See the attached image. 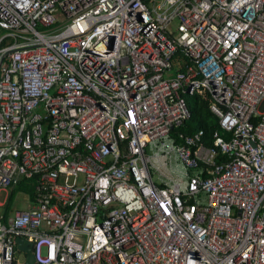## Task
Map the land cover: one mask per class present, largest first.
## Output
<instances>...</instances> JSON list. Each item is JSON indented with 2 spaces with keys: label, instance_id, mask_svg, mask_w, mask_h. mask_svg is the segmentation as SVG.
<instances>
[{
  "label": "built area",
  "instance_id": "built-area-1",
  "mask_svg": "<svg viewBox=\"0 0 264 264\" xmlns=\"http://www.w3.org/2000/svg\"><path fill=\"white\" fill-rule=\"evenodd\" d=\"M197 94L212 146L172 135ZM18 238L36 264H264V0H0V264Z\"/></svg>",
  "mask_w": 264,
  "mask_h": 264
},
{
  "label": "trees",
  "instance_id": "trees-1",
  "mask_svg": "<svg viewBox=\"0 0 264 264\" xmlns=\"http://www.w3.org/2000/svg\"><path fill=\"white\" fill-rule=\"evenodd\" d=\"M188 103L192 118L183 127L173 130V137H176L178 143H180L182 142L181 135H195L199 131H203V142L208 146H212L214 134L217 131L219 132L220 128L218 119L211 112L210 97L208 95L197 94L193 97H188ZM21 189L29 190L25 186H22ZM29 193L33 195V190H30Z\"/></svg>",
  "mask_w": 264,
  "mask_h": 264
},
{
  "label": "water",
  "instance_id": "water-1",
  "mask_svg": "<svg viewBox=\"0 0 264 264\" xmlns=\"http://www.w3.org/2000/svg\"><path fill=\"white\" fill-rule=\"evenodd\" d=\"M18 250L26 255L25 264H36V256L34 254V246L23 238L17 239Z\"/></svg>",
  "mask_w": 264,
  "mask_h": 264
},
{
  "label": "rangeland",
  "instance_id": "rangeland-1",
  "mask_svg": "<svg viewBox=\"0 0 264 264\" xmlns=\"http://www.w3.org/2000/svg\"><path fill=\"white\" fill-rule=\"evenodd\" d=\"M153 178L154 181L159 184V178L155 172L153 173ZM26 198H28L27 195L21 194V192L17 191V197L15 198L13 205V209L15 212L17 210H26L29 207L30 204L28 201H26ZM24 260H26V258H24Z\"/></svg>",
  "mask_w": 264,
  "mask_h": 264
},
{
  "label": "crops",
  "instance_id": "crops-1",
  "mask_svg": "<svg viewBox=\"0 0 264 264\" xmlns=\"http://www.w3.org/2000/svg\"><path fill=\"white\" fill-rule=\"evenodd\" d=\"M19 192H26L27 190L26 189H21V190H18ZM17 192V191H16ZM21 194H24V193H21ZM28 198H26V201H28L29 202V207L28 208H31L32 207V202H33V200H34V197L31 195V194H29L28 193V196H27ZM13 205H14V203H13ZM27 208V209H28Z\"/></svg>",
  "mask_w": 264,
  "mask_h": 264
}]
</instances>
